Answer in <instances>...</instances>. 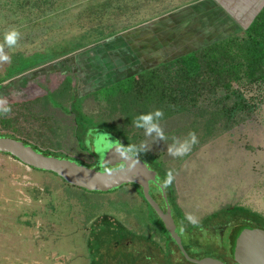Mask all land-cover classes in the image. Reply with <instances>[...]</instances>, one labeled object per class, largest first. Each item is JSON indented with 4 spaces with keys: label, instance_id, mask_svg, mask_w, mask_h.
I'll return each mask as SVG.
<instances>
[{
    "label": "rangeland",
    "instance_id": "374dc122",
    "mask_svg": "<svg viewBox=\"0 0 264 264\" xmlns=\"http://www.w3.org/2000/svg\"><path fill=\"white\" fill-rule=\"evenodd\" d=\"M194 1L0 0V48L11 58V63L0 62V97L11 107L10 114L0 118V134L54 152L57 158L104 170L95 145L104 132H88L83 139L86 130L76 128V110L97 116L101 97L94 92L99 88L217 38L206 34L199 40L196 34L202 29L198 26L191 30L170 26L167 47L155 39L152 20ZM245 1L250 9L240 16L239 28L264 2ZM11 29L19 38L9 48L4 34ZM108 37L121 39L111 43ZM113 47L123 52L119 59L123 65L103 69L102 62H109L104 54L115 58ZM122 67L126 74H113L122 72ZM70 74L79 77L76 104L61 96L62 82ZM239 88L253 108L251 115L205 142L197 128L196 143L183 156H171L168 147L173 139L184 140L194 122L199 123L200 118L192 114L181 113L160 122L163 140L145 136L142 130L133 142L144 145L141 159L150 167L148 157H153L171 173L173 193L167 191V195L185 218L191 214L199 222L230 207L264 219V80ZM48 93L54 94L55 101L50 96L44 102ZM148 215L155 219L132 185L108 193L86 192L53 173L30 169L0 154V264H142L138 261L146 258L151 264H178L177 249L146 223ZM247 216L228 210L190 234L181 229L184 249L190 254L186 244L203 245L218 255V242H226L229 226L246 221Z\"/></svg>",
    "mask_w": 264,
    "mask_h": 264
},
{
    "label": "trees",
    "instance_id": "16d2710c",
    "mask_svg": "<svg viewBox=\"0 0 264 264\" xmlns=\"http://www.w3.org/2000/svg\"><path fill=\"white\" fill-rule=\"evenodd\" d=\"M257 9L256 13L247 20V23H244L245 26L233 34L201 44L200 47L183 55L174 56L99 88L94 93L101 97V100L99 99L101 103H98L101 111L99 110L97 116L91 117L76 110V114H73L76 128L94 131L97 134L100 131L107 132L120 140L123 146H131L137 139V134L143 130L136 128L133 120L140 114L154 110H160L163 113L160 122L181 113L192 114L194 117L200 118L199 123L194 122L196 125H193L192 132L200 129L202 133L200 140L202 141H209L239 125L251 115L253 110L239 86L243 83L250 84L264 80V2L259 4ZM113 35L112 33L109 37ZM111 54L112 57H115L113 59L110 57L113 62L105 54L102 56L109 61L108 64L107 61L102 62L105 67L103 69H109L114 65H123L119 60L123 52L119 53L114 49ZM122 70L124 72L114 71L113 74H126L124 67ZM111 74L109 76H112ZM74 75L65 76L62 82L61 96L63 99H70V103L76 104L78 97L75 85L78 84L79 77ZM234 85L238 87L234 88ZM54 94L56 93L54 92ZM54 94H45L44 102H49V97H54ZM90 95L89 93L84 97L87 98ZM53 101H55V97ZM86 125L89 128L84 129L83 127ZM0 137L20 140L43 155L57 157L54 152L39 150L13 135L0 134ZM138 157H143L142 152ZM148 158H150L154 169L158 171L160 178L165 180V187L170 193H173L172 175L171 181L168 180L170 172L164 171L162 164L158 163L155 158ZM140 196L145 202L141 193ZM169 201L174 209L173 217L177 228L179 231L185 229L189 232L188 234L194 229L203 228L211 218H216L218 214L226 213L228 210L247 214L246 221L229 226L226 239L230 256L232 236L239 226H262L264 228V219H260L257 213H249L236 208L230 209V207L222 208L203 220L190 224L171 197ZM145 204L149 208L151 216L155 217L150 220L148 215L146 223L153 226V231L164 236L165 242L172 241L154 211L146 202ZM253 219L257 221L254 224L249 221H253ZM174 246L176 248V245ZM186 246L189 247L190 254H188L193 257H196L195 255L198 253L204 255V252H208L203 245L202 249H196V245L193 244H186ZM178 253L182 262H185L184 257L179 251Z\"/></svg>",
    "mask_w": 264,
    "mask_h": 264
},
{
    "label": "water",
    "instance_id": "95a60500",
    "mask_svg": "<svg viewBox=\"0 0 264 264\" xmlns=\"http://www.w3.org/2000/svg\"><path fill=\"white\" fill-rule=\"evenodd\" d=\"M95 141L97 157L105 169L95 170L68 159L43 155L20 140L0 137V154L15 158L30 169L50 172L61 178L67 185L87 192L107 193L123 185L133 184L141 189L145 202L161 221L164 230L179 249L186 261L194 264H224L205 257L200 260L190 258L182 247L180 237L171 216L165 194L161 186L165 210L162 211L149 194V183L156 184V172L142 160L118 158L120 143L109 133H101ZM106 148H114L105 150ZM121 165L120 167H117ZM231 257L236 264H264V230L248 225L239 226L231 240Z\"/></svg>",
    "mask_w": 264,
    "mask_h": 264
},
{
    "label": "crops",
    "instance_id": "0c3cea01",
    "mask_svg": "<svg viewBox=\"0 0 264 264\" xmlns=\"http://www.w3.org/2000/svg\"><path fill=\"white\" fill-rule=\"evenodd\" d=\"M245 3V0H196L192 4H185L173 11L167 12L166 15L152 20L150 22L153 26L152 31L154 33L152 34L155 35V39H157L158 43H162L166 47L169 45H166V43L170 37L167 27L170 26H173L171 29L178 26H187L190 30L192 27L198 26V29H202V32L196 34L199 40H203L206 34L209 35L208 37H217L213 38V40L219 39L238 31L240 16L245 15L246 11L250 9L248 6H244ZM252 4L253 3H250V5ZM156 31L158 32L156 33ZM152 38H154V36H152ZM120 39V37L114 39L112 37L110 42L114 43L115 40L119 41ZM171 48L172 50L175 49V47ZM117 51L119 53L122 52L121 50ZM163 57L164 56H162V58ZM170 58L172 57H165L160 62ZM155 59L157 61L159 60L158 57H155Z\"/></svg>",
    "mask_w": 264,
    "mask_h": 264
},
{
    "label": "clouds",
    "instance_id": "9594fccd",
    "mask_svg": "<svg viewBox=\"0 0 264 264\" xmlns=\"http://www.w3.org/2000/svg\"><path fill=\"white\" fill-rule=\"evenodd\" d=\"M19 38V33L15 29H11L4 34V43L7 47H14ZM0 62L11 63V58L9 55L4 53L3 48H0ZM11 107L8 104L6 98L0 97V118L10 114ZM163 113L160 110H154L152 112L144 113L138 115L134 120L133 124L136 128L143 129L145 136L154 137L158 140L165 139L163 129L160 125V120ZM196 143V135L194 132H189L184 140H175L168 147V153L171 156H183L187 151L190 150L192 144ZM114 149L106 148L105 150ZM144 151V145L139 146H122L120 145V151H115L118 154V158L125 160H132L139 156V154ZM168 180L171 181V173L168 174ZM186 219L191 223H196L195 219L191 214L186 215Z\"/></svg>",
    "mask_w": 264,
    "mask_h": 264
},
{
    "label": "flooded vegetation",
    "instance_id": "af4514ba",
    "mask_svg": "<svg viewBox=\"0 0 264 264\" xmlns=\"http://www.w3.org/2000/svg\"><path fill=\"white\" fill-rule=\"evenodd\" d=\"M91 133V135H93V134H95V135H97V133H95L94 131H86V133H85V136H84V138L83 139H85L86 137H87V133ZM107 133V132H106ZM110 134V133H109ZM94 135V136H95ZM114 138H115V140L116 141H118L119 143H120V145H122V142L120 141V140H118L114 135H112ZM82 139V140H83ZM123 146V145H122ZM138 159H140V160H142L141 159V157H137ZM143 161V160H142ZM144 162V161H143ZM144 163H146V162H144ZM147 164V163H146ZM121 165H119V166H117V167H120ZM147 166L150 168V169H152V170H154L155 172H156V184H153V183H149V194H150V196L154 199V201L158 204V206L160 207V209L162 210V211H164L165 210V202H164V199L162 198V191L159 189V186H161L162 187V189H163V192H164V194H165V197H166V201H167V204H168V206H169V208H170V212H171V216H172V218H173V220H174V217H173V212H172V208H171V206H172V204L170 203V201H169V196L167 195V191H168V189H167V187H165V180H163L162 178H160V175H159V173H158V171L156 170V169H154V167H150L148 164H147ZM128 185H132V184H128ZM133 186V185H132ZM138 191H140V193H141V189L138 187V186H134ZM142 195V194H141ZM171 204V205H170ZM174 223H175V221H174ZM175 226H176V224H175ZM225 231V230H224ZM176 233H177V235L180 237V240H181V244H182V247H183V249H184V245H183V239H182V233H181V231H179V229L177 228V226H176ZM227 236H228V234H226V238H227ZM221 237L222 238H224V232H222V234L219 236V238H220V241H221ZM167 242H170L173 246L175 245L174 244V242L173 241H167ZM166 242V243H167ZM218 248H217V254L218 255H212L211 253H208V252H204L203 254L204 255H202V254H200L199 255V253H198V255L196 254L195 256L196 257H193V256H190L188 253H187V251L185 250V252H186V254L190 257V258H192V259H196V260H200V259H202V258H205V257H209V258H213V259H217V260H219V261H221V262H223L224 264H236L233 260H232V257L230 256V254H229V252H228V249H227V239H226V242H222V243H219L218 242ZM176 248H177V246H176ZM196 249H202V246H196L195 247ZM178 249V248H177ZM178 251H179V249H178ZM180 252V251H179ZM181 254V253H180ZM169 255H171V254H169ZM182 255V254H181ZM185 259V258H184ZM146 261H138V262H141L142 264H151V262L152 261H150V259L149 258H146L145 259ZM168 261H169V259H168ZM178 264H194V263H191V262H188V261H186L185 260V262L183 261L182 262V260L181 261H178Z\"/></svg>",
    "mask_w": 264,
    "mask_h": 264
}]
</instances>
